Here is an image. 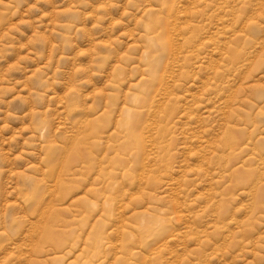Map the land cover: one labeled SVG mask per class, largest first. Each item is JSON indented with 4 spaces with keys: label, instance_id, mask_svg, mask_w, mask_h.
Here are the masks:
<instances>
[{
    "label": "rangeland",
    "instance_id": "obj_1",
    "mask_svg": "<svg viewBox=\"0 0 264 264\" xmlns=\"http://www.w3.org/2000/svg\"><path fill=\"white\" fill-rule=\"evenodd\" d=\"M0 264H264V0H0Z\"/></svg>",
    "mask_w": 264,
    "mask_h": 264
}]
</instances>
